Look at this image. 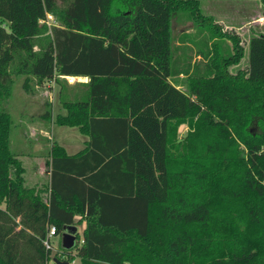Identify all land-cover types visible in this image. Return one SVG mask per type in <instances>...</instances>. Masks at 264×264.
Instances as JSON below:
<instances>
[{
  "label": "trees",
  "instance_id": "obj_1",
  "mask_svg": "<svg viewBox=\"0 0 264 264\" xmlns=\"http://www.w3.org/2000/svg\"><path fill=\"white\" fill-rule=\"evenodd\" d=\"M199 1L0 0V264H47L50 225L61 235L81 222L62 246L79 264H264V33L246 46L218 30L229 53L213 41L202 62L172 69L179 10L216 36ZM21 72L36 85L54 79L66 109L54 122L88 135L71 154L51 143L44 186L25 184L10 148L5 103ZM60 74L87 80L70 95ZM179 74L186 91L175 99ZM152 99L150 117L140 107Z\"/></svg>",
  "mask_w": 264,
  "mask_h": 264
},
{
  "label": "rangeland",
  "instance_id": "obj_2",
  "mask_svg": "<svg viewBox=\"0 0 264 264\" xmlns=\"http://www.w3.org/2000/svg\"><path fill=\"white\" fill-rule=\"evenodd\" d=\"M199 7L202 13L211 15L212 21L218 25L212 26L213 31L217 30L214 32L216 36H212L209 27L205 24L191 21L187 11L179 10L171 20L172 69L188 63L193 65L195 62H202L203 60H200L196 53L206 50L212 45L213 41L218 42V49L221 48L224 52L229 53L231 51L229 47L231 41L222 37L220 30L236 33L246 46L252 34L264 33V3L261 0H200ZM45 22L47 26H50L55 24L56 20L52 15H47ZM3 24L7 26L8 23L5 21ZM48 31L49 29L39 35L36 43L39 42V39L45 37L44 34ZM247 62L248 55L246 52L240 62L229 66V70L234 72L243 69L247 66ZM12 77L11 93L5 103V109L9 112L11 118L10 148L23 162L25 184L31 185L35 177L34 167L36 161L40 154H43L49 148L50 142L74 144L79 140L81 132L76 126L53 122L56 113L52 114V119L40 118L41 113L43 114L47 106L52 105V102L54 110H57V107L62 104L59 96V84L54 79H45L36 85V78L29 73H13ZM25 79L32 86L31 89L24 86ZM86 80L87 77L79 79L77 82ZM170 81L172 89L169 94H173L175 99L185 93V76L174 75ZM77 82L68 83L67 81L65 83V88H67L70 95L79 91ZM152 101L153 99L146 101L140 107V111L144 110L147 116L150 117L153 114L150 108H146V105H154ZM51 110L53 111L52 107ZM131 116V121L135 126L138 119L133 113ZM252 127L254 129L258 128L254 124H252ZM187 130V124H180L177 131L178 137H183ZM82 225V222L78 224V226H81V230ZM81 230L79 231L80 235ZM51 242V258L47 264H56L53 256L66 259V255L62 253L61 235H52ZM69 262H71L70 264H79V258H74Z\"/></svg>",
  "mask_w": 264,
  "mask_h": 264
},
{
  "label": "crops",
  "instance_id": "obj_3",
  "mask_svg": "<svg viewBox=\"0 0 264 264\" xmlns=\"http://www.w3.org/2000/svg\"><path fill=\"white\" fill-rule=\"evenodd\" d=\"M187 30H190V29H187ZM51 107L53 109L52 114H55V113L56 114L57 113H62L63 114V113L66 112V109L63 107L62 104H61V106L57 107V110H54V105H53V102H52ZM55 111H57V112H55ZM40 118L44 119V115L42 113H41V117ZM53 122H54V119H53ZM34 132H36V131H34ZM87 138H88V135H86V134L81 132V136H80L79 140L76 143H74V144L71 143V144L68 145V144H66L64 142H58V143L64 146V148L67 151V153L71 154V153H75L76 151L81 149L84 146V142H85V140H87ZM50 145H51V142L49 144V148L43 154L41 153L40 157L36 161V166L34 167L35 177H34V180H33L31 185H34V186L38 187V186H44L46 183H49V179H50V164H49L48 161L50 160ZM82 224H83L82 226H84V222H82ZM77 230L79 232L81 230V226L77 225ZM75 259H78V258H75ZM70 263L71 262H69V264Z\"/></svg>",
  "mask_w": 264,
  "mask_h": 264
},
{
  "label": "water",
  "instance_id": "obj_4",
  "mask_svg": "<svg viewBox=\"0 0 264 264\" xmlns=\"http://www.w3.org/2000/svg\"><path fill=\"white\" fill-rule=\"evenodd\" d=\"M78 233L77 226L72 224H67L63 226V230L61 232V245L64 248H70L73 246L76 235ZM53 260L56 264H69L67 259H60L56 256L53 257Z\"/></svg>",
  "mask_w": 264,
  "mask_h": 264
},
{
  "label": "built area",
  "instance_id": "obj_5",
  "mask_svg": "<svg viewBox=\"0 0 264 264\" xmlns=\"http://www.w3.org/2000/svg\"><path fill=\"white\" fill-rule=\"evenodd\" d=\"M47 15L51 16L49 13ZM60 76L64 77L69 83H73L75 81H78L79 79L86 77V76H81V75H67V74H60ZM54 234H56L55 226L50 225L48 232H47V236L43 239V242L46 247H52L51 236Z\"/></svg>",
  "mask_w": 264,
  "mask_h": 264
}]
</instances>
